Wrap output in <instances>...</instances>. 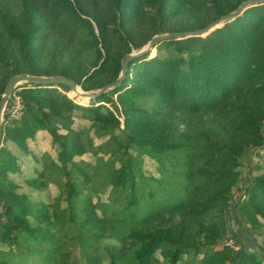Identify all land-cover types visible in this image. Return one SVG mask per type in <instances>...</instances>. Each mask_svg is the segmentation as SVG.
<instances>
[{
  "label": "trees",
  "instance_id": "obj_1",
  "mask_svg": "<svg viewBox=\"0 0 264 264\" xmlns=\"http://www.w3.org/2000/svg\"><path fill=\"white\" fill-rule=\"evenodd\" d=\"M245 1L0 0V98L19 74L63 76L98 91L154 36L202 29ZM41 49L51 66L38 65ZM156 50L131 61L125 81L94 101L64 86L57 88L72 99L53 86L23 84L21 109L7 122L9 99L0 264H48L27 252L41 235L56 243L49 264H264V249L244 239L260 235L264 220V4L205 37ZM78 118L86 133L74 128ZM40 131L58 147L61 173L47 184L48 165L35 170L28 187L58 193L31 203L9 178L20 167L7 146L27 154ZM140 153L156 163L158 178L145 176ZM85 155L97 165L81 168ZM249 156L259 162L233 204ZM71 170L79 176L71 179ZM228 234L237 251L222 244ZM190 254L193 261L183 262Z\"/></svg>",
  "mask_w": 264,
  "mask_h": 264
},
{
  "label": "rangeland",
  "instance_id": "obj_2",
  "mask_svg": "<svg viewBox=\"0 0 264 264\" xmlns=\"http://www.w3.org/2000/svg\"><path fill=\"white\" fill-rule=\"evenodd\" d=\"M156 52L157 50H154V54L150 55L149 58L152 56H155ZM163 55L165 56V53ZM62 60L64 62L65 58H63ZM38 65L41 66L42 68H46L52 65V62L46 56L45 49L40 50V57L38 59ZM56 65L59 66L61 65V63L60 64L58 63ZM8 73H11V72L7 70V74ZM22 85L23 84L18 85L17 88L14 90L13 93H15L16 96H18V93L20 92V87ZM57 89L60 91V93L67 95L71 99L73 98V97H70L67 92L60 90L59 88ZM77 101H78V98H76L75 102ZM78 103L82 104L80 102ZM84 103L85 102H83V104ZM9 110L10 108L7 109L8 115H9ZM86 127H87V122L83 121L81 118H78L75 121L74 128L79 129V130L82 129L83 133H86ZM96 143L98 144L99 141L96 140ZM28 144H29L28 146L29 152L27 154L18 152L17 149L10 144L7 146L11 150V152L17 156L18 164L20 167V172L18 174L9 175V178L15 184L19 186L18 192L27 195L31 203L48 201L50 198H53L56 196V194L58 193L57 188H55L54 186H48V189L45 191H36L28 187V184L26 182L27 180H31L36 177L35 170L43 171L45 164H47L49 167L48 171L45 172L47 184H51V182L55 180V177L61 173L55 161L57 153H58V147L52 143L47 133L41 132V131L37 132L35 137L32 140L28 141ZM77 162L81 163V168L83 169H84V166L82 163L87 164L86 165L87 168H91L97 165L96 164L97 161L95 157L91 155H85L81 158H78ZM137 162L139 164H142L143 162V171L145 173V176H154L158 178L159 175L161 174V171L158 170V166H156V163L147 157L143 158L141 153L137 156ZM257 162H259V159L257 157L251 158L249 156V157H246V159L241 164L239 168V170L241 171V179L237 185L238 189L235 190V192L233 193V198H232L233 204L237 200L236 197H238L239 194L241 193L239 190H242L245 187V184L249 177L248 172L250 170V167ZM71 173H72L71 179H74V177L79 176L78 172L75 173V171L73 170H71ZM60 189L61 187L59 188V190ZM178 191L179 190L176 187L174 191L170 192V195L172 196L175 193H178ZM102 199H105V197L102 196ZM230 214L232 215L231 211H230ZM39 226L43 227L44 224L40 223ZM229 226L231 230H234V231L238 230V226L234 220V216H232ZM260 226H262L261 227L262 233L260 235H254L250 237L252 239H248V238L246 239L249 241L254 240L255 243L257 244L258 251H262V250H259L260 248L264 249V220L262 219H260ZM39 243H40L39 245H32L31 247H29L27 249V252H29L30 254L34 256L39 257L41 260H44L45 262L49 264V262L51 261L49 260V258L53 256V253H54L53 249L55 248L56 243L55 242L50 243V241H48V238L42 235L39 237ZM182 261L192 262L193 255L190 254L188 256H184Z\"/></svg>",
  "mask_w": 264,
  "mask_h": 264
},
{
  "label": "water",
  "instance_id": "obj_3",
  "mask_svg": "<svg viewBox=\"0 0 264 264\" xmlns=\"http://www.w3.org/2000/svg\"><path fill=\"white\" fill-rule=\"evenodd\" d=\"M261 4H264V0H248L243 2L233 12L214 20L212 23H210L209 25H207L202 29L189 31V32L166 33L163 35L154 36L149 41V43L146 46H144L140 51L126 54L121 60V70L118 78L115 81L103 86L98 91L84 92L81 90V88L77 85V83L74 80L63 76L49 77V76H32L27 74H19L10 77L5 87L4 94L0 98V149L3 146L4 113L11 95L13 94L14 90L17 88L18 85L30 84L33 86H40V87L53 86L56 88L60 86H64L68 88L71 92H73L78 98L85 99L86 101H92V100L94 101L103 94H105L106 92L119 87L123 83V81H125L128 73V65L130 64L131 61L139 58H143L144 56L147 55H151V52L156 50L157 46H159L160 44L169 41L183 40L191 37H205L211 32H213L215 29L220 28L225 23H228L234 20L235 18H237L238 16H240L245 10Z\"/></svg>",
  "mask_w": 264,
  "mask_h": 264
},
{
  "label": "built area",
  "instance_id": "obj_4",
  "mask_svg": "<svg viewBox=\"0 0 264 264\" xmlns=\"http://www.w3.org/2000/svg\"><path fill=\"white\" fill-rule=\"evenodd\" d=\"M10 98H12V103L10 106L8 118L6 120L7 122L13 118H16L18 111L21 109V101L19 97L16 96L15 93H13ZM222 244L233 251H237L239 249L238 244L229 234L223 239Z\"/></svg>",
  "mask_w": 264,
  "mask_h": 264
},
{
  "label": "crops",
  "instance_id": "obj_5",
  "mask_svg": "<svg viewBox=\"0 0 264 264\" xmlns=\"http://www.w3.org/2000/svg\"><path fill=\"white\" fill-rule=\"evenodd\" d=\"M245 240L247 239L246 237L244 238ZM247 241V240H246Z\"/></svg>",
  "mask_w": 264,
  "mask_h": 264
}]
</instances>
